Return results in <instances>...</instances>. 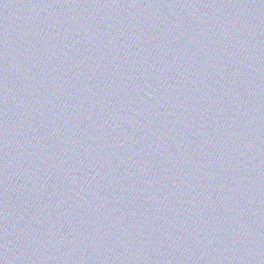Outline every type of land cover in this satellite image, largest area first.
<instances>
[{
	"label": "water",
	"instance_id": "95a60500",
	"mask_svg": "<svg viewBox=\"0 0 264 264\" xmlns=\"http://www.w3.org/2000/svg\"><path fill=\"white\" fill-rule=\"evenodd\" d=\"M0 264H264V0H0Z\"/></svg>",
	"mask_w": 264,
	"mask_h": 264
}]
</instances>
